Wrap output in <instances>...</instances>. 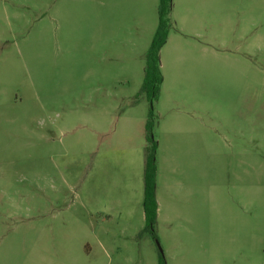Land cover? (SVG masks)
<instances>
[{
  "label": "rangeland",
  "instance_id": "obj_1",
  "mask_svg": "<svg viewBox=\"0 0 264 264\" xmlns=\"http://www.w3.org/2000/svg\"><path fill=\"white\" fill-rule=\"evenodd\" d=\"M159 4L0 0V264H264V0H172L148 135Z\"/></svg>",
  "mask_w": 264,
  "mask_h": 264
},
{
  "label": "trees",
  "instance_id": "obj_2",
  "mask_svg": "<svg viewBox=\"0 0 264 264\" xmlns=\"http://www.w3.org/2000/svg\"><path fill=\"white\" fill-rule=\"evenodd\" d=\"M172 11V0H160L159 4V23L151 46L146 56L145 78L140 91V96H144L150 103L151 110L146 124L148 135H151L154 126L153 105L159 99L162 84L164 81L161 66L160 53L166 45L171 22L170 14ZM151 143L152 139L149 137ZM156 145L152 142L147 149L145 172H144V201L143 208L145 214V233H150L154 239L155 225L157 219L158 205L156 201V176L157 168L155 164ZM164 264V261L161 263Z\"/></svg>",
  "mask_w": 264,
  "mask_h": 264
}]
</instances>
